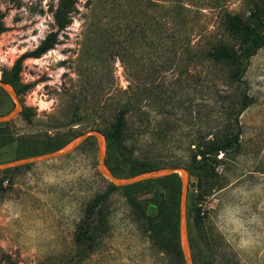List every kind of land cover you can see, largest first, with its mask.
<instances>
[{
    "label": "rangeland",
    "instance_id": "rangeland-1",
    "mask_svg": "<svg viewBox=\"0 0 264 264\" xmlns=\"http://www.w3.org/2000/svg\"><path fill=\"white\" fill-rule=\"evenodd\" d=\"M57 1L0 0L7 27L0 35V78L12 88L15 60L53 29ZM75 1L72 23L54 48L23 61L14 89L31 120L17 114L0 122V162L53 141H66L64 148L97 129L112 167L124 169L132 160L188 166L192 264L264 263V46L241 83L227 64L207 57L216 41L235 44L224 29L226 15L246 18L260 0ZM244 90L250 104L238 114ZM122 105L124 134L107 147ZM14 108L0 88V114ZM238 125L240 145L219 152L216 174L208 175L211 166L194 150ZM98 162L96 138L88 135L63 156L0 170V264H186L181 244L182 259L150 240L122 186L106 201L107 234L84 257L73 242L76 225L85 204L111 184ZM177 182L180 192L179 174ZM172 185L160 188L167 199L175 194ZM158 186L133 193L148 212Z\"/></svg>",
    "mask_w": 264,
    "mask_h": 264
},
{
    "label": "trees",
    "instance_id": "trees-1",
    "mask_svg": "<svg viewBox=\"0 0 264 264\" xmlns=\"http://www.w3.org/2000/svg\"><path fill=\"white\" fill-rule=\"evenodd\" d=\"M75 11V0H58L56 5L52 7L53 29L49 31L33 49L21 53L12 66L9 83L14 88L19 80L23 61L28 58H39L48 50L54 48L58 43L60 33L72 23ZM4 16V13L0 12V35L7 30L3 21ZM224 29L227 35L233 38L235 44L228 45L223 43V41H216L212 48L207 51V57L215 62L227 64L231 79L236 83H241L244 80L243 77L251 56L264 46V0H260V4L251 9L246 18H242L238 14H227L225 17ZM3 80H5V78H3ZM26 88L27 85L22 86L21 90H25ZM16 92L18 94L20 90H16ZM249 104L250 97L247 91L244 90L240 99L238 114ZM127 112L128 108L126 105H122L118 108L115 121L112 124V129L110 133L106 135L107 147L112 146L123 136ZM19 114L27 121L31 120V115L25 107H23ZM235 123L236 125L238 124L237 119H235ZM240 134L241 127L238 125L236 130L227 132L221 138L205 139L197 145V148L194 150V155L199 156L200 161L211 166L208 175L216 174L214 172V166L219 161L217 158L219 152L238 148L240 145ZM66 143V141H53L47 144L29 147L27 151L32 155L52 152L61 149ZM105 163L108 169L119 177H127L161 167H172L153 166L137 160H132L129 161L126 168L119 169L118 167L109 165L107 157H105ZM185 168L188 169V166ZM177 179V173H170L161 177L125 185L122 186V188L126 190L128 201L136 207L140 216L144 219L146 231L148 232L150 240L166 251L170 250L174 252V254L182 259L183 257L179 247V183ZM152 183L159 184L158 188L154 191L157 203L152 207V211L148 212L146 208L143 207L141 199H138L133 193H147L148 187ZM172 184H174V189H176L175 194L172 195L170 199H167L164 191L160 188L167 187L168 185L173 187ZM3 189V179L1 178L0 193ZM116 189H118V187L111 183L104 191L96 194L85 204L83 215L78 221L73 234V242L82 251L84 257L93 252L98 246L99 240L106 235L109 230L108 219L105 214V210L107 209L106 201L109 195Z\"/></svg>",
    "mask_w": 264,
    "mask_h": 264
},
{
    "label": "water",
    "instance_id": "water-1",
    "mask_svg": "<svg viewBox=\"0 0 264 264\" xmlns=\"http://www.w3.org/2000/svg\"><path fill=\"white\" fill-rule=\"evenodd\" d=\"M0 88L3 89L8 95H10L15 102V108L12 111L8 113L0 114V122H4L14 117L15 115L19 114L23 106L22 103L19 101L16 90L12 88L9 84H7L5 81H3L1 78H0ZM88 135H93L97 141L99 172L115 186L130 185L136 182L145 181L147 179H152L170 173L179 174L180 192H179L178 210H179L180 244L186 264H192L190 251H189L188 221H187V211H186V199H187L186 176L188 172L185 167H161L148 172L138 173L127 177L116 176L107 168L105 163V149H104L105 137L99 130L90 129L89 131L79 135L76 140H74L71 144L67 145L62 149L52 152L39 153L21 159H13L5 162H0V170L11 166L24 165L40 160H48L55 157L63 156L77 149L83 143V141Z\"/></svg>",
    "mask_w": 264,
    "mask_h": 264
}]
</instances>
